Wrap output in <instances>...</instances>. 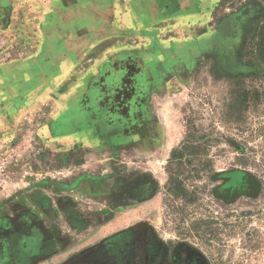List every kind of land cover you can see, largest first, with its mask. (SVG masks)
Here are the masks:
<instances>
[{"label":"rangeland","instance_id":"obj_1","mask_svg":"<svg viewBox=\"0 0 264 264\" xmlns=\"http://www.w3.org/2000/svg\"><path fill=\"white\" fill-rule=\"evenodd\" d=\"M59 1L0 0V211L23 190L70 177L72 165L109 163L65 127L74 93L84 91L70 88L80 75L55 58L50 36L56 15L81 14L70 4L55 11ZM185 1L171 23L113 27L78 68L96 66L107 49H135L143 65L172 71L148 95L173 128L172 154L151 163L153 172L146 160L113 162L122 191L142 198L125 205L150 221L152 264H264V18L254 19L250 0ZM234 169L259 178L256 200L215 199L217 173Z\"/></svg>","mask_w":264,"mask_h":264},{"label":"crops","instance_id":"obj_2","mask_svg":"<svg viewBox=\"0 0 264 264\" xmlns=\"http://www.w3.org/2000/svg\"><path fill=\"white\" fill-rule=\"evenodd\" d=\"M68 4L80 11V20L56 15L59 25L52 29L50 41L56 42L55 58L68 59L70 74L80 75L70 78L74 80L70 88L84 92L74 93L65 127L75 140L87 138L82 142L93 147L92 155L109 154L104 156L109 163L100 159L72 165L70 177L52 185L44 181L12 197L0 211V264H122L117 261L120 256L111 257L112 248L119 251L124 233H139L150 221L140 211L133 215L126 211L127 201L134 207L143 201L122 191L113 162L121 155L124 161L131 158L153 164L164 155L168 159L175 147L169 119L148 98L160 90L161 78L172 76L170 69L143 65L139 61L142 53L135 49H107L103 60L92 68H78L77 59L89 58L90 47L109 39L113 27L142 25L146 20L149 24L171 23L175 13L184 14L187 2L60 0L55 11ZM112 10L131 13L128 18L115 19ZM105 31L107 35L99 39ZM163 84L165 88L168 81ZM152 164L151 172L156 168Z\"/></svg>","mask_w":264,"mask_h":264},{"label":"flooded vegetation","instance_id":"obj_3","mask_svg":"<svg viewBox=\"0 0 264 264\" xmlns=\"http://www.w3.org/2000/svg\"><path fill=\"white\" fill-rule=\"evenodd\" d=\"M234 170L235 171L229 173L227 177L218 178V184L212 191L215 199L226 204H233L244 197L250 200H256L263 189L259 178L255 174L249 173L254 179L249 178L246 184L244 177H235V173L238 172L239 169ZM255 184H257V187H255ZM216 191H218V193H216ZM141 230L142 231H139V233L134 231L124 233L121 238H119V240H121L119 243V251L118 249L115 251L114 248H112L110 252L111 257L120 256L117 261L122 264H152V250L150 247L151 225ZM136 239L142 240L141 244L139 243L140 240L135 244ZM136 246L140 249L136 248ZM118 252H120V254H118Z\"/></svg>","mask_w":264,"mask_h":264},{"label":"trees","instance_id":"obj_4","mask_svg":"<svg viewBox=\"0 0 264 264\" xmlns=\"http://www.w3.org/2000/svg\"><path fill=\"white\" fill-rule=\"evenodd\" d=\"M253 7V8H252ZM256 11L255 12V17L254 19L257 20V19H262L264 18V6H262L260 3H258L257 0H250V11ZM263 58H264V51H263ZM239 174V175H238ZM228 175L224 174V173H218L216 175V177L220 178V177H227ZM235 177H244V181L247 182L249 181V178L251 179H254V177L251 175V174H248L246 172H236L235 173ZM255 187H257V184H255ZM222 188V187H221ZM223 189V188H222ZM220 190V189H219ZM221 191V190H220ZM222 192V191H221ZM216 193H218V191H216Z\"/></svg>","mask_w":264,"mask_h":264},{"label":"water","instance_id":"obj_5","mask_svg":"<svg viewBox=\"0 0 264 264\" xmlns=\"http://www.w3.org/2000/svg\"><path fill=\"white\" fill-rule=\"evenodd\" d=\"M232 171H235V170H231V171H224V172H221V173H224V174H226V175H228L229 173H231ZM239 171L240 172H246V173H248L249 174V172L248 171H245V170H242V169H239ZM220 173V174H221Z\"/></svg>","mask_w":264,"mask_h":264}]
</instances>
